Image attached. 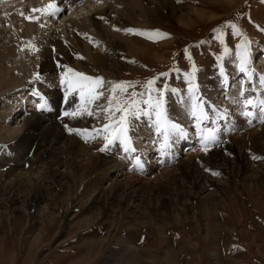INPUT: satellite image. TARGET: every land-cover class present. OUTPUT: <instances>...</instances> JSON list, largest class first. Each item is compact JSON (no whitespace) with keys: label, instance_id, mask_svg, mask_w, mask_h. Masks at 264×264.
I'll return each mask as SVG.
<instances>
[{"label":"bare ground","instance_id":"1","mask_svg":"<svg viewBox=\"0 0 264 264\" xmlns=\"http://www.w3.org/2000/svg\"><path fill=\"white\" fill-rule=\"evenodd\" d=\"M17 1H1L0 8L5 9L11 4L16 5L19 3H16ZM37 1L30 0L28 6L17 11H5L3 22L9 23V29H0V104H3L0 106L2 109L0 111V144L8 142L7 147L3 145L6 149L0 150L4 153H0V159H3L2 165L4 167L11 164L7 165L6 168L3 167L5 170L3 168L0 170V227H3L4 223H10L12 228H15V212L18 210L26 215L25 207L28 204L37 213H39V209L44 208L45 212L49 214L50 220L48 222L53 226L56 218L47 211L48 205L39 206L41 194L50 189L46 187L45 183H53L60 191L66 189L71 192L70 188L75 186L81 188L79 200L75 206L81 205L82 207L85 202H90L89 205L93 209H98L103 213L120 211L125 214L127 212L141 220L165 217L177 219L179 213H174L173 208L177 203H180L187 213L199 211L204 217L212 215L215 221L213 225L215 231L219 227L217 221L218 205L225 201L227 188H235L236 185H240L241 188L249 191L264 188V118L261 117L258 109H251L250 111H253L254 115L248 117L251 120L248 125L246 118L241 114L243 109L241 111L237 108L233 109L230 124H227L225 122L227 120L221 117L232 105L242 104L241 98L242 100L253 98L254 95L251 94L250 96V93L256 95L257 92L261 98H264V96L262 97L264 89L260 79L263 76L261 71L264 70L260 72L251 71V75H247L246 79L252 80L254 87H256L254 88L255 92L248 93L246 91L247 94L244 93L241 83L237 84L236 82L231 90L233 96L228 95L220 102H217L218 92L217 94L215 92L223 90L224 88L220 87L224 84L221 74H215L214 76L217 75L215 88H212V85L211 87L204 85V87L208 86V90H210L208 96L211 98V103L203 104V99L199 102L200 107L211 118L213 127L207 126L205 128L200 124L201 122H198L199 124L194 126V129L190 127L191 130L186 131L181 128L185 135H180L178 132L173 135V132L170 131L169 137L176 149L173 148V145L171 146L168 140L167 146L162 147L165 144L163 129H161L162 134L160 133L156 137L153 127L149 125L141 127L139 125L141 122H138L135 125L136 131L130 133L132 146L135 148L134 152L125 153L118 144H113L107 151H100L99 149L103 145L98 146L97 141L99 142V139L95 143L85 139L86 143L83 145L75 139V135L70 136L75 131L69 132V129L81 128L82 121L89 123L91 118L88 117V119L86 114L78 113L74 117H78L75 120L77 123L74 124H70L66 120L59 121V123L44 120L46 117L54 118V116H48L46 113L38 111L39 108H37L36 113L28 110L24 102H31L36 105V101L32 97L30 98L29 94L25 95L24 92L21 94L11 93L14 90L17 91L18 83L22 80L24 82L28 80L26 85L35 88V91H40L36 90L39 86L46 88V91L41 89V93H37L42 99L44 92L57 96L56 93L60 92L62 87L67 86V83L61 84V78H68L65 76L68 68L92 77L100 74L108 78L113 77L121 66L118 61L120 52L126 51L132 55L141 52L138 47L133 46L129 39L116 38L110 33V30H114V28L135 27L129 21L131 15H135V13L140 12L144 18L154 21L153 23L167 22L166 20L161 22L159 17V15L166 14L178 24L187 27L190 25L186 21L189 13L196 15L199 19L208 17L209 20L214 15L196 8H189V12L175 8L172 0H111L112 2L110 1L108 7L99 8L95 11L86 10L85 13L90 14L87 19L80 18L79 21L69 19L68 23L72 28V32L69 33L62 26L51 28V25L46 23L47 21L45 22L47 27L39 26L37 18L40 20V12L33 11L37 8ZM146 1L156 3L158 5L156 10L147 9L144 4V2L147 4ZM207 1L212 4H220L228 0ZM89 2L86 1L83 4L87 3V6L92 8L94 2H91L93 4H89ZM231 3L234 4L233 1ZM228 5L230 4L228 3ZM115 14L116 19H113ZM107 28L110 30H106ZM259 41L254 45L255 53L250 54V56L259 55L258 50H255L259 49L257 46ZM261 47L263 53L260 55H263L262 58L260 56V62L264 64V45ZM253 56H251L250 63ZM226 65L228 66L227 70H224L225 75L231 76L233 77L232 80H235L237 68L231 67L230 63H225ZM14 70L19 73L16 77ZM35 71H37V76ZM201 71L203 70H200L199 74ZM58 72L59 75H57ZM207 74L208 71L201 72V78L199 77L201 82L208 80L205 78ZM68 75L70 76V74ZM191 91L196 92V94L201 93L197 87ZM179 95L178 102L167 106L168 111L170 113L175 111L177 116L172 114L168 120L173 122L174 119L184 118L187 120L185 123H193L194 125L196 121L190 119V112L188 114L191 106L189 96H186V93ZM245 95L249 96L245 97ZM11 96L16 97L14 105H11L10 100H8ZM257 97L258 94L254 99ZM170 99L169 103L177 100V97L171 98L170 96ZM194 104H196V97ZM15 117H19L17 123L9 125L6 123L8 119ZM78 119H82V121L79 123ZM207 120L208 118L203 122ZM253 120H257V126L254 127L259 129L253 128L251 125ZM79 124L81 125L79 126ZM182 124L184 123L182 122ZM249 128L251 130H248ZM237 129L239 131H236ZM244 129H247V132L240 133ZM209 131L215 133L217 142L209 144L208 151L205 152L202 150L201 138ZM234 132L235 136L233 135ZM91 134L90 130L85 133L86 137ZM157 138H160V141H157ZM197 138H200L199 146L186 147L185 151L180 154L187 155L178 159L176 153L178 143L184 139L187 141L184 143L185 146L190 141L197 144L195 141ZM17 144L21 146L19 150ZM91 144H94L96 148L93 149ZM153 144L157 145L154 147L157 153L155 159H152V155H148L153 149ZM182 144L181 142V146ZM30 145H35L36 159L35 161L29 160V166H34V168L22 170L19 166L21 167L27 160L21 159L20 151H28ZM26 146L28 148L25 150ZM136 154H138L137 158H139L142 168L138 167L134 161ZM254 157L257 158L254 159ZM154 163L158 164V168L157 164L154 165ZM36 168H38L36 174L31 175ZM213 173L218 174L215 176ZM103 182L107 184L103 185ZM83 195L89 196L87 200L82 199ZM20 198L19 202H22V205L18 204ZM75 206L73 205L71 208L79 209L78 206ZM93 219L94 217L87 216L80 222L88 224L94 221ZM28 228L29 226H27ZM14 230L12 233L15 232ZM43 234V227L39 228L34 235L35 238L30 243V249L41 242ZM127 249L131 250L133 247ZM209 259L210 264H218L214 254H209Z\"/></svg>","mask_w":264,"mask_h":264},{"label":"rangeland","instance_id":"2","mask_svg":"<svg viewBox=\"0 0 264 264\" xmlns=\"http://www.w3.org/2000/svg\"><path fill=\"white\" fill-rule=\"evenodd\" d=\"M110 1L99 0L94 2V4L89 2V4H93L92 8L91 6H87L88 2L86 4H78L72 6L68 12L66 11L55 22L54 20H39L37 22L39 26L44 25L45 27H47L46 23H48L53 29L62 26L70 33L72 32V28H70L71 26L68 23L69 19L76 21H79L78 19L80 18L87 19L90 14L85 13L86 10L95 11L99 8L108 7ZM172 1L175 8H181V10L188 12L190 11L189 8H196L200 11L210 12L214 17L210 20L208 17L199 19L196 15L189 13L186 21L190 25L187 27L178 24L175 20L167 17L166 14L159 15V17L161 18V22H164V20L167 22L153 23L154 21H149L148 18H144L138 12L135 15H131L129 19L131 25L135 27L130 26L128 29L139 30V32L146 33L147 35L128 33L124 31L125 28L110 30L111 25L109 26L110 28L106 29L110 30V33L115 35L116 38L129 39L135 48L138 47L141 50L136 55H132L126 51L120 52L118 61L121 66L113 77L108 78L103 74L97 75L103 77L106 82H130L136 86L130 87L126 94H122L117 90L115 95L117 99L124 100L130 97L132 93L137 94L135 99L141 102L139 108L149 112V115H141L138 118L143 122L141 126L156 124L152 109L145 103L148 101L149 95L155 101L157 90H164L163 100L165 104L171 94L186 92L189 88L186 76H183L184 73L191 74L192 84L196 85L198 72L203 69H206L203 70L205 72L209 70V75L207 74V76L210 78L215 72L220 71L222 68L221 59L229 56L231 53L230 47L237 48L239 42H243V38L249 42V49L258 40H264V0H228L220 4H212L207 0ZM29 2L30 0H18L16 2L18 4L16 5L11 4L9 7H5V9L0 8V22H2L0 29H9V23L3 22L6 14L5 11L20 10L22 7L28 6ZM146 2L147 4L145 2L144 4L147 9L156 10L158 6L156 3L152 1ZM41 4H43V1L38 0L37 5L40 6ZM114 18L116 19V14ZM233 24L239 30V35L233 34V29L229 26ZM18 26L20 27L21 25L19 24ZM115 29L120 30L117 31ZM157 31L167 35L165 37L157 36L149 38V35ZM218 33L222 34L223 43L217 38ZM227 41H229L231 46L227 47L229 51L225 54L223 51L226 48L225 42ZM262 45H264V41H259L257 45L259 49H255L258 50V54L263 53ZM91 51L94 52L93 50ZM252 53H255L254 50L250 54ZM219 56L222 58L218 64ZM254 56L255 59L257 55L254 54ZM258 60L259 57L255 59V65H257ZM227 63L229 62L227 61ZM227 66L223 70H227ZM259 67L260 71L264 70L262 62H260ZM237 70L236 77L240 74L239 66ZM201 72L199 74L200 78ZM34 73L37 76V71ZM162 73H166L167 75H161ZM262 74L264 76V72ZM18 75L19 73L15 71L14 76ZM216 76L210 79L209 87L212 85V88H215ZM154 78L155 83L152 86L151 93H149L147 82ZM27 81L24 82L22 80L16 86L17 91L14 90L11 93H23L24 91L21 92V90L29 87L26 85ZM248 81L246 86L251 85V87L256 88L252 80ZM110 87L111 85L106 83L105 88L102 89L105 95L91 105L84 104L78 90L72 91L67 96L65 105H63V101L57 103L58 107H65L67 112L86 114L87 118H91L89 123L78 119L79 123L82 121V125L79 124L81 128L75 129L90 130L92 132V138L89 139V141L91 140L90 142H96L97 134L93 130L101 129L108 122L105 118L106 114L100 111V108L107 105L110 94L108 89ZM39 88L37 87L36 90L41 91ZM41 88L46 91V88ZM246 91L247 89L244 90V93ZM202 95L207 102L211 100L208 93ZM228 95L230 97L233 96L232 93ZM186 96H189L191 106L188 112H190L195 102L193 92L187 93ZM247 96L249 95H245V97ZM15 98V96L8 98L10 104L13 101L11 105L15 104ZM0 106H3V104L1 103ZM238 106L240 107L237 109L242 111L243 106L241 104ZM85 108L91 111L93 115H88V111H84ZM119 115L117 113V119ZM74 117H65V115L62 116V113H58L54 118L46 117L44 120H52L58 123L59 121L66 120L68 123L74 124L77 123L75 120L78 118ZM18 120L19 117L10 118L6 123L8 125L15 124ZM132 120L137 119L131 118V122ZM179 120L184 123L183 125L187 121L184 118H180ZM133 128L134 125H132ZM244 130H241L240 133L247 132V129ZM248 130H251V128ZM236 131H239V129ZM104 135L106 133L101 132L99 134V142H97L99 147L102 146V142H105L103 139ZM233 135L235 136V132ZM70 136H74L83 145L86 143L85 133L81 135L75 131ZM3 145L7 147L8 142L0 144L1 151L6 149ZM17 147L18 150L21 148L19 144H17ZM91 147L93 149L96 148L94 144H91ZM192 147L194 148V146ZM27 148L26 146L25 150ZM34 150L35 145H30L28 151H20L21 159H26L27 161L21 167L19 166V168L22 170L34 168V166H29V160L35 161L36 159V152ZM1 151L0 153L4 154ZM24 153L25 156L23 157ZM185 156L178 155V158L180 159ZM2 164L3 159H0V170L4 167ZM37 171L38 168L31 175L36 174ZM106 184L103 182V185ZM45 185L50 189L41 194L39 206L48 205L47 211H49L51 216L54 215V218H56L54 219L53 226L48 222L50 220L48 218L49 214L45 212L44 208L39 209L40 211L37 213L28 204L25 207V212L27 211L26 215L17 210L15 212L16 218L14 219L15 228H12L13 226L10 223H4V226L0 227V264H210L209 254L215 255L218 264H264V188H259V190L251 189L250 191L241 188L240 185H236L235 188H227L224 204L218 205L217 221L219 227L215 231L213 226L215 221L212 215L204 217L199 211L187 213L180 203H177L173 208L174 213H179L177 219L165 217L141 220L127 212L125 214H122L120 211L103 213V211L93 209L89 205L90 202H85L82 204V207L81 205H77L79 209H72L71 207L75 206V203L79 200L81 188H77L74 185L76 188L71 187V192H69L66 189L60 191L53 183H45ZM88 197V195H83L82 199L87 200ZM19 200L21 198L18 199V204L22 205V202L20 203ZM87 216L94 217V221L88 224L81 223L80 221ZM27 226H29L28 229ZM42 227L44 233L43 239L40 240L39 244H35L30 249V243L35 238V233ZM13 229H15V232L12 233ZM128 247H133V249L129 250L127 249ZM126 253L128 255H125Z\"/></svg>","mask_w":264,"mask_h":264},{"label":"snow or ice","instance_id":"3","mask_svg":"<svg viewBox=\"0 0 264 264\" xmlns=\"http://www.w3.org/2000/svg\"><path fill=\"white\" fill-rule=\"evenodd\" d=\"M33 11L42 12L45 15L49 16H56L58 13L62 12L63 9L59 7V0H50L44 8L41 9H34ZM28 19H32L31 17H27ZM233 29L234 35H239V30L236 28V25H229ZM119 31L120 29H115ZM124 31L132 34H140V35H147L146 33L139 32V30L134 29H125ZM167 34H161L158 31L149 35V38H154L157 36L165 37ZM217 38L221 40L223 43L222 34L218 33ZM237 49L239 51L236 52V56L239 59V67L241 72L248 73V64L250 63L249 59V50H248V43L247 41H243L241 44L237 45ZM187 52V50H185ZM228 49H224V53H228ZM222 57H218V60ZM194 67V66H193ZM70 74V76L68 75ZM251 75L250 73H248ZM161 75H167L166 73H162ZM65 76H68L67 79L65 77L61 78V84L67 83V90L65 92V96L67 98L68 95L71 94L72 91L78 90L80 93L81 100L84 102L85 105H91L97 100H100L104 95L105 92L102 89L105 88V84H110L111 87L108 89L109 96L108 102L106 106L100 108V111L106 114L105 118L108 121L105 123L101 129H94L97 135L101 132L106 133L103 139L105 140V144L101 147L100 151H107L113 144H118L121 149L127 152H134L135 148L132 146V138L130 132L132 131L131 125V118L138 119L141 115H149V112L145 109L139 108L140 101L135 99L136 93H132L130 97L125 98L124 100H119L116 97L117 90L120 91L122 94H126L130 87L133 85L130 82H106L103 77L96 76H88L81 72H74V70L68 68L66 69ZM186 80L189 83L190 91L193 89L192 84V76L191 74H185ZM261 84L264 85V76L261 78ZM155 83V78L153 80H149L147 82V87L149 89V93L152 91V86ZM243 95V93H241ZM164 90H157V96L155 101L151 95H149L148 101L145 103L152 109V113L155 115V123L157 124V130L160 131L161 128L163 129V135L165 139V144L162 147L167 146V140L171 132H178L180 135H185L183 129L174 122H170L167 120L164 110ZM243 108L245 109L241 114L245 117H252L254 115L253 111L248 109H258L262 118H264V98H246L243 100ZM84 111H88L87 108ZM117 113H119L118 119L116 118ZM77 112H65V116H76ZM88 115H93L91 111H88ZM191 115L196 118L198 122H203L207 119L206 113L200 107L199 103L193 104ZM251 123V120H249ZM67 127V126H66ZM76 131L77 134L83 135L87 133L88 130H74L69 129V132ZM217 142V137L214 132L209 131L204 134L201 138L202 143V150L207 152L209 144H214ZM257 157H254V159ZM136 164L138 167L142 168V164L140 163L139 158H136ZM217 175L218 173H213Z\"/></svg>","mask_w":264,"mask_h":264}]
</instances>
